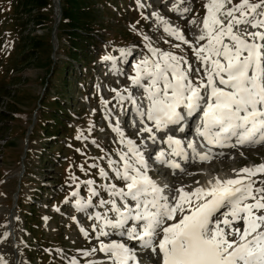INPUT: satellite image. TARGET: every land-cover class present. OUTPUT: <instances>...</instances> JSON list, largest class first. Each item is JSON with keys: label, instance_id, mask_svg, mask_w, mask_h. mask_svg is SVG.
<instances>
[{"label": "rangeland", "instance_id": "1", "mask_svg": "<svg viewBox=\"0 0 264 264\" xmlns=\"http://www.w3.org/2000/svg\"><path fill=\"white\" fill-rule=\"evenodd\" d=\"M24 1L0 0V264H112L108 255L98 250L100 243H123L129 237L104 225L105 217L115 221L118 216L108 210L111 201H119L109 186L127 189V182L118 179L115 171L118 168L123 172L121 153L141 167L135 164V153L127 143L131 140L128 130L137 134L133 119L129 116L123 123V116L118 117L120 102L134 101V95L141 90L129 80L128 71L137 72V66L145 60L150 68L161 59L152 51L156 49L182 57L181 69L187 66L184 69H191V73L196 64L193 76L205 80L192 50L203 42L194 37L189 24L198 27L199 20L207 15L210 0H93L88 18L94 27L80 34L89 35L93 46L78 50L75 60L68 56L66 30L54 24V0L51 7L41 11V21L35 19L39 15L36 8L24 5ZM56 1L60 19L62 0ZM239 3L232 0L227 6ZM185 9L189 11L185 13ZM166 26L179 30L187 43L170 35ZM32 42L37 43L33 50L28 46ZM128 52L122 72L110 69L114 59L122 61L121 56ZM106 62L108 68L104 69ZM188 78L191 80V75ZM159 87H163V81ZM70 89L77 91L74 97ZM84 91L86 94L81 96ZM59 93L63 95L59 105L66 116L60 111L52 115L54 109L49 103ZM40 103L47 104V108L40 107ZM51 124L52 132L48 130ZM240 151L228 153H233L229 160L242 161L245 167L211 172L202 168L199 175L198 170L182 173L176 183L167 187L162 180L164 195L173 203V198L179 196L177 189L192 192L202 187V177L238 178L243 174L241 169L256 167L249 157L256 156L257 166L264 165V144ZM152 166L151 161L145 163L146 174L158 185ZM101 169L106 176L101 175ZM249 179L254 188L264 187V173ZM73 191L77 196L71 195ZM101 228L108 232L107 236L100 235ZM237 228L243 230L244 222ZM44 254L51 255L52 260L45 263Z\"/></svg>", "mask_w": 264, "mask_h": 264}, {"label": "snow or ice", "instance_id": "2", "mask_svg": "<svg viewBox=\"0 0 264 264\" xmlns=\"http://www.w3.org/2000/svg\"><path fill=\"white\" fill-rule=\"evenodd\" d=\"M230 4L232 0H210L203 20L204 34L198 37L207 39V44L192 49L204 68L206 83L201 80L194 84L189 80L180 66L182 57L159 53L156 49L152 51L161 59L154 61L150 68L147 60L137 66V75L131 78L133 84H140L142 74L151 78L153 86L163 81L162 88L146 89L150 100L146 115L158 130L183 119L177 111L181 105L192 114L203 99L206 103L204 124L199 134L208 138L209 143L226 141L233 136L240 144L264 142V0H240L239 4L228 7ZM249 27L255 31H249ZM165 30L184 40L179 30L170 26ZM201 89L208 93L206 97L201 95ZM140 115L143 117L145 113ZM115 130L119 132L118 128ZM141 131L152 133L146 125ZM121 138L123 140L122 134ZM151 138L154 139V135ZM127 143L135 153V164L141 167H136L126 153H121L123 172L118 168L115 171L118 179L127 182V191L117 189L114 184L109 186V191L137 201L135 211L127 203L121 211L115 201H111L118 217L115 221L105 217V226L122 229L130 218L146 221L142 231L128 230L129 239L141 241L144 247L152 244L157 229H161L163 237L158 248L163 252V264H264V187L254 188L249 179L264 173V165L241 169V173L248 174L244 178L223 181L216 178L214 184L209 181V187H198L192 192L179 188L176 190L179 196L174 197L175 204H171L166 202L169 198L163 195V189L146 174L145 162L135 152L133 141ZM168 143L176 145L175 155H181L179 140L169 136ZM188 146L193 147L191 143ZM208 158L207 155L200 157L202 161ZM172 167L179 168V165L173 163ZM101 175H107L103 169ZM92 194L96 195L94 190ZM71 195L75 197L77 192ZM144 196L151 198L141 201ZM249 199L253 202L244 203ZM193 201L196 202L194 209ZM225 202L232 203L233 217L244 213L240 217L244 222L243 230L236 228L226 233L218 226L214 233H209L210 218ZM83 207L81 205V209ZM186 208L193 210L186 213ZM167 221L176 222L164 226ZM223 223L229 225L227 219ZM100 235L107 236L108 232L101 228ZM98 250L108 255L112 264H129L133 259L132 250L116 241L101 242Z\"/></svg>", "mask_w": 264, "mask_h": 264}, {"label": "trees", "instance_id": "3", "mask_svg": "<svg viewBox=\"0 0 264 264\" xmlns=\"http://www.w3.org/2000/svg\"><path fill=\"white\" fill-rule=\"evenodd\" d=\"M9 1V0H7ZM92 2H95L93 0H62L61 1V18L59 21L58 28L61 30H66V35L68 37L67 43V50H68V56L75 60L78 54V50H81L82 47L85 45L87 46H93V41H89V35L80 36V34L90 32V28H93L92 21L88 18L92 12ZM29 4L32 8H36L39 15L35 16L36 21H41L43 19V15L41 11H43V8L50 6L51 7V0H25L24 5ZM14 8V7H13ZM11 10V7L9 6V11H12V13L15 12V10ZM17 15H20L21 13H16ZM28 46L30 49H34L37 46V43H28ZM82 52V51H81ZM62 73V71H61ZM59 73V74H61ZM43 96L40 100H44ZM63 95L59 93V95L56 96L54 101L51 100V104L49 105L53 106L52 115L56 114L57 111H60V115L66 116L67 112L65 110H61V104L59 105V102ZM47 108V104L40 103V107ZM52 108V107H51ZM63 111V112H61ZM51 114V113H50ZM61 118V117H60ZM53 121V118H49ZM55 120V119H54ZM43 125V124H42ZM47 129V127H46ZM52 124L50 127H48V130L52 132Z\"/></svg>", "mask_w": 264, "mask_h": 264}, {"label": "bare ground", "instance_id": "4", "mask_svg": "<svg viewBox=\"0 0 264 264\" xmlns=\"http://www.w3.org/2000/svg\"><path fill=\"white\" fill-rule=\"evenodd\" d=\"M54 5H55V9H56V16H55V18L57 19L58 18V9H57V1L56 0H54ZM203 34V31L202 30H200L199 31V33H197V34H194L195 36V38H198L200 35H202ZM130 60V59H129ZM128 62V61H127ZM189 67V66H188ZM147 78L148 77H146V75L145 76H143V78H142V81L144 82H146V80H147ZM160 82H162V81H159L158 82V84L156 85V86H152V88H153V90L155 89V87H159V84H160ZM161 85H162V83H161ZM202 91V90H201ZM128 103L127 102H125V103H123V106H122V109H124V107L125 106H128L129 107V105H127ZM219 155V154H218ZM229 155H233V154H229ZM227 156L226 158H223L222 160H216V161H214V162H212V163H210V164H208L207 166H206V169L208 170V172L210 171H217L219 168H221V169H225V170H230L231 169V167H232V169H233V167H238V166H240V165H242V161H238V162H235V161H231V160H229V158H230V156ZM218 157V159L220 158L221 159V157L220 156H217ZM255 160V159H254ZM241 167V166H240ZM224 173H226V172H224ZM219 174V173H218ZM216 176H218V175H216ZM228 176H230V175H228ZM203 178V177H202ZM202 178H201V180H200V184H202L201 186H210L209 185V181H212L213 182V184H214V182H215V179L216 178H218V177H213V178H209V179H207V178H205L204 180H202ZM221 181H223L221 178H219ZM207 188V187H206ZM151 197H147V196H144V197H142L141 198V200L143 201V200H146V199H150ZM172 204H175V202H173ZM194 207V206H193ZM189 210V208H186L185 209V212H187ZM179 219V215L177 216V220ZM174 222H176V221H171V223H174ZM170 222L168 223V224H171ZM166 226V225H165ZM149 253H150V257L151 258H153V259H155L156 258V254L155 253H151L150 251H149ZM155 257V258H154ZM132 260H136V258H135V256H133V259Z\"/></svg>", "mask_w": 264, "mask_h": 264}]
</instances>
